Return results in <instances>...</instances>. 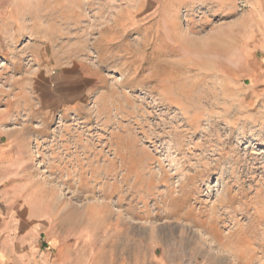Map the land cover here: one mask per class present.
I'll return each mask as SVG.
<instances>
[{
  "label": "rangeland",
  "instance_id": "rangeland-1",
  "mask_svg": "<svg viewBox=\"0 0 264 264\" xmlns=\"http://www.w3.org/2000/svg\"><path fill=\"white\" fill-rule=\"evenodd\" d=\"M0 19L50 222L143 264H264V0H0Z\"/></svg>",
  "mask_w": 264,
  "mask_h": 264
},
{
  "label": "crops",
  "instance_id": "crops-1",
  "mask_svg": "<svg viewBox=\"0 0 264 264\" xmlns=\"http://www.w3.org/2000/svg\"><path fill=\"white\" fill-rule=\"evenodd\" d=\"M9 22L10 27L0 19V44L18 33L15 20ZM20 97L5 103L0 98V264H143L112 255L87 228L49 221L47 194L57 193L34 169V131L21 115ZM146 264L168 262L161 257Z\"/></svg>",
  "mask_w": 264,
  "mask_h": 264
}]
</instances>
